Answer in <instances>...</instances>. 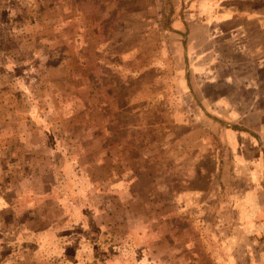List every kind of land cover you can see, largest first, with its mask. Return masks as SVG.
I'll list each match as a JSON object with an SVG mask.
<instances>
[{
	"label": "rangeland",
	"instance_id": "rangeland-1",
	"mask_svg": "<svg viewBox=\"0 0 264 264\" xmlns=\"http://www.w3.org/2000/svg\"><path fill=\"white\" fill-rule=\"evenodd\" d=\"M226 3L0 0V264H264V62L201 27ZM169 135L207 139L212 187L174 181Z\"/></svg>",
	"mask_w": 264,
	"mask_h": 264
},
{
	"label": "crops",
	"instance_id": "crops-1",
	"mask_svg": "<svg viewBox=\"0 0 264 264\" xmlns=\"http://www.w3.org/2000/svg\"><path fill=\"white\" fill-rule=\"evenodd\" d=\"M217 1L218 2L225 1L227 3L222 5V7H223L222 9H221V6L216 8L215 12H213L212 15L209 16V18H207V16L204 13V21H203L204 24H202L201 27L203 28L204 25H207L209 23L214 24V21L216 18L218 19L219 22L220 21H227L229 24V28L231 30L230 37H231L232 41L233 42L234 41L235 42H239V41L248 42L249 40L253 41L252 48L255 47L259 51H261V54H259L258 58L262 59L260 61V63H263L264 62V0H217ZM197 29H199L198 25H197ZM170 30L175 31L178 34H179V32L180 33L184 32L182 42L184 45H186L185 36L187 37V34L190 35V33H188L186 31V29L182 30V28H177L174 30V28H171ZM185 33H187V34H185ZM203 38L205 40H207L208 36L205 35V33H204ZM186 62H187V58H186ZM1 76H3V75H1V73H0V77ZM188 79H189V76H188ZM196 101H197L198 105L202 104L203 107L199 105V107L201 109L205 108V110L207 112H211L202 102H200L198 100H196ZM202 110H204V109H202ZM2 125H4V124H2ZM11 125H12L11 123H7V125H4V126H11ZM13 125H16V124L14 123ZM17 129L19 130L18 138L20 139V141L27 143V139L25 137V135H26L25 128L24 127L22 128V124H19ZM5 130H6L5 133L8 136L9 128L5 129ZM250 131H252V130H250ZM240 132H243V131H240ZM252 132H254V131H252ZM245 133L250 135L248 132H245ZM254 133H256V132H254ZM257 135L259 136V134H257ZM250 136H252V135H250ZM253 137H255V136H253ZM255 138H257V137H255ZM258 140H260V136H259ZM16 141L17 140H13V138L9 139V142H10L9 143V146H10L9 149L11 151L13 150V146L16 145ZM22 153L25 155V150L21 149L20 154L22 155ZM18 158H19V160L23 159L21 156L20 157L18 156ZM9 159H12V157ZM215 159H216V167H217L216 154H215ZM21 171H24V170H21ZM218 171L219 170L217 167L216 172L212 175V181L208 186L201 187V188L192 186V187H186L184 190L188 191V192H201V193L205 192L210 187H212L214 178H216ZM18 173H19V171L11 172V175H17ZM190 208H194V207H190ZM171 223H172V219L168 220V218H165L163 221H157V220L148 221L147 225L150 227L153 226L154 227L153 233H157V235H160L161 238L166 237V240L169 242V244L174 246L178 242L177 239L179 236L170 227ZM195 223H197V221H195ZM161 224H163V227L168 226L167 232H164V233L159 232L158 227H160ZM158 232H159V234H158ZM182 254L184 256H186V260H188L189 255H190L191 260H192V255L189 254L188 251H185ZM172 255H173V253L170 256H172ZM161 257H162V255H161ZM195 257H196V255L193 257L194 261L197 264H199L198 260ZM189 261H190V259H189Z\"/></svg>",
	"mask_w": 264,
	"mask_h": 264
},
{
	"label": "trees",
	"instance_id": "trees-1",
	"mask_svg": "<svg viewBox=\"0 0 264 264\" xmlns=\"http://www.w3.org/2000/svg\"><path fill=\"white\" fill-rule=\"evenodd\" d=\"M145 21L142 20L141 23ZM145 23L149 26V19ZM139 23V22H138ZM169 25V23H168ZM202 106V104H199ZM203 107V106H202ZM203 111L206 115L212 118L214 121H218L223 126L227 128H232L236 131L248 132L250 135L255 136L259 139V136L250 131L244 126L238 124H231L220 120L217 116L212 115L210 112H207L205 108ZM169 142H166L164 145L169 151L168 167L172 171L171 176L174 177V181L183 187H205L208 186L212 181V175L216 172V159L214 150L210 147L205 148V142L207 139H199L194 143H189V145L184 146L183 143H177L173 140L172 136ZM204 138H210L209 135L203 136ZM210 143V140H209ZM185 162L183 165H176V161ZM176 170V172L174 171Z\"/></svg>",
	"mask_w": 264,
	"mask_h": 264
}]
</instances>
